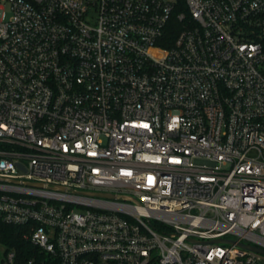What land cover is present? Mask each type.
Here are the masks:
<instances>
[{"label": "built area", "instance_id": "obj_1", "mask_svg": "<svg viewBox=\"0 0 264 264\" xmlns=\"http://www.w3.org/2000/svg\"><path fill=\"white\" fill-rule=\"evenodd\" d=\"M0 221V264H264V0H0Z\"/></svg>", "mask_w": 264, "mask_h": 264}, {"label": "trees", "instance_id": "obj_2", "mask_svg": "<svg viewBox=\"0 0 264 264\" xmlns=\"http://www.w3.org/2000/svg\"><path fill=\"white\" fill-rule=\"evenodd\" d=\"M26 229L0 221V249L14 250L18 260L23 262L33 256L36 249L25 239Z\"/></svg>", "mask_w": 264, "mask_h": 264}, {"label": "water", "instance_id": "obj_3", "mask_svg": "<svg viewBox=\"0 0 264 264\" xmlns=\"http://www.w3.org/2000/svg\"><path fill=\"white\" fill-rule=\"evenodd\" d=\"M91 195L95 196V197H107V198H112L113 197L112 195L106 194V193H92ZM216 242H220V241L218 240ZM240 245L243 246L244 248H248V249H251V250L256 251L258 253L264 254V250L263 249L256 248V247H250V246H248L246 244H243V243H241Z\"/></svg>", "mask_w": 264, "mask_h": 264}]
</instances>
